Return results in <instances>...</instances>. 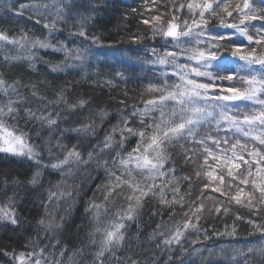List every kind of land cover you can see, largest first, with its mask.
I'll return each instance as SVG.
<instances>
[{
	"label": "snow or ice",
	"instance_id": "snow-or-ice-1",
	"mask_svg": "<svg viewBox=\"0 0 264 264\" xmlns=\"http://www.w3.org/2000/svg\"><path fill=\"white\" fill-rule=\"evenodd\" d=\"M3 2L39 26L38 34L0 27V154L27 165L23 176L0 170V231L23 236L21 250L0 247L8 264H141L133 241L144 243L145 216L154 224L146 240L169 253L164 264H264V0H167L169 11L141 21L150 35H129L135 49L106 44L94 30L108 0ZM146 36L158 42L148 47ZM97 48L113 49L120 65L103 86L134 82L143 107L121 100L112 112L91 97L70 99L67 76L79 69L85 80L86 61L107 60ZM201 177L200 196L186 201ZM206 200L218 201L207 209L217 216L229 213L227 202L259 217L246 221L255 242L193 247L201 232L205 240L238 235L235 225L202 228ZM185 203L183 221L170 223ZM21 205L35 209L31 220ZM79 205L87 230L72 245L71 229L83 227Z\"/></svg>",
	"mask_w": 264,
	"mask_h": 264
},
{
	"label": "trees",
	"instance_id": "trees-1",
	"mask_svg": "<svg viewBox=\"0 0 264 264\" xmlns=\"http://www.w3.org/2000/svg\"><path fill=\"white\" fill-rule=\"evenodd\" d=\"M17 7L19 3H28L29 0H11ZM180 0H177L179 4ZM233 4L238 2V0H232ZM110 7L102 11L101 14L97 17L94 30H98L99 34L102 35L104 42L114 43L117 48L120 49H129L137 48V45L131 44L128 40L129 35H141L147 33V28L141 22L142 19L154 15L158 12H167L169 11V6L167 0H156V6L153 11L148 9L151 7V0H148V3H145V0H108ZM136 9L135 12L132 9ZM0 27L9 28L14 32H19L20 27L25 29H33L37 32L39 31V26L35 25L34 20L28 19V14L21 18H17L13 12H9L7 9V4L0 0ZM150 35V33H147ZM63 38V37H62ZM157 40L145 38L144 43L151 47L156 44ZM77 43H79L77 41ZM96 56H104L105 53H108L109 56L107 60H96L90 59L85 62L86 70L88 72V78L85 80H80L79 76L76 75L79 72V69L72 71L71 75L67 76V80L70 84V99L75 96L82 95L84 98L91 97L96 102L103 101L105 104L110 106V111L114 112L117 107H122L123 105L119 104V101L124 100L126 103L131 106L132 104H137L139 107H143L141 103V97L139 91L137 90V85L134 82L125 84L119 78L115 79V87L103 86V81L105 79L111 78V71L114 67H120L119 64H113V58L110 53L113 49L109 48H97L94 49ZM143 54V53H141ZM46 59L56 60L57 56H45ZM91 65V67H88ZM38 70L41 74L47 75L49 80H53L55 83H63L65 79V74H60L59 78H56V74H48L46 68L43 65H37ZM99 74V75H98ZM141 76L144 73H140ZM73 79L79 80L80 82L75 85H71ZM98 81V82H97ZM125 91L128 92V95L125 96ZM147 98V97H145ZM192 165H189L186 171L178 173V175H185L191 173ZM0 170H7L10 172H16L17 174L23 176L27 174V165L20 163L17 159L6 158L3 154H0ZM99 181H97L98 183ZM207 180L204 177H201L200 180H194V183L191 188V195L185 196L186 201L194 200L197 196H200V188L203 183H206ZM189 191L187 182L181 181V195ZM91 192H88V196H91ZM97 197L102 199V194L97 193ZM171 198V194H169ZM199 203V201H197ZM206 206L205 214L201 220V226L204 229H207L209 234H212L213 231L223 233L225 231V225L230 227L235 225L237 228V236H212L211 240H205L203 232L199 233L201 243L193 245L195 248H204V247H213L216 248L219 245H230L236 244L238 241L243 244L245 241L255 242L252 236H249L250 226L246 223L248 219H255L259 222V217L253 216L250 213V210L246 207L237 206L235 204H228L225 202L224 206L230 209L229 213L225 216L223 214L217 216L214 212L209 213L207 209H212L215 204L218 203L216 200H206L204 201ZM187 203H185L184 208L180 209L177 206L176 214L172 219V222L183 221L184 217L182 215L183 211L187 210ZM21 212L29 220L35 215V209H30L27 205H21ZM264 215V212L261 213ZM75 223L83 224V227L77 233L76 229L73 228L71 231L74 233L69 241L72 245H79L80 238L84 236L85 231L87 230V221L83 218V207L79 205L76 212L74 213ZM236 216H240L242 219L237 221ZM167 219V217H164ZM157 221L160 219L156 218ZM154 228L153 222L147 217H143L140 221V230L141 236L140 240L144 243H139L133 241L134 250L139 253L135 258L140 259L141 264H164V261L167 259L169 253L164 249V246L161 245L160 248H156L155 244L157 241L148 242L146 236L148 233L152 232ZM132 231H136V226L133 225ZM196 233H190L188 241L196 238ZM23 241V236L18 233L11 231H0V247L5 249L15 248L21 250V244ZM188 241L185 242V247L188 246ZM176 247V246H173ZM207 255V253H205ZM86 259L90 260L91 257L88 256L87 252L85 253ZM9 257L0 255V264H8ZM65 259H67L65 257ZM79 259V258H77ZM196 264H199V259L195 258ZM79 264H84V261L81 260ZM256 264H260V259L257 257Z\"/></svg>",
	"mask_w": 264,
	"mask_h": 264
},
{
	"label": "rangeland",
	"instance_id": "rangeland-1",
	"mask_svg": "<svg viewBox=\"0 0 264 264\" xmlns=\"http://www.w3.org/2000/svg\"><path fill=\"white\" fill-rule=\"evenodd\" d=\"M209 194H211L210 191H209Z\"/></svg>",
	"mask_w": 264,
	"mask_h": 264
}]
</instances>
